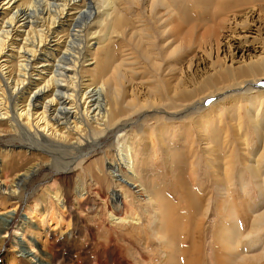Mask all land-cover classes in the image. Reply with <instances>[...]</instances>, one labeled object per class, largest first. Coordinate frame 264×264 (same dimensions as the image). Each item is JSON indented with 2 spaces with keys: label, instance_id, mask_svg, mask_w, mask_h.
<instances>
[{
  "label": "rangeland",
  "instance_id": "rangeland-1",
  "mask_svg": "<svg viewBox=\"0 0 264 264\" xmlns=\"http://www.w3.org/2000/svg\"><path fill=\"white\" fill-rule=\"evenodd\" d=\"M131 1L116 0V9L124 17L121 25L126 24L124 30L121 29L120 34L118 32L113 33L105 41L103 33L107 30V23L104 20L107 21V16L101 17V10L100 14L93 19L85 16L80 17L76 27H73L74 30H83L88 24H91L89 26L91 29L89 32L80 33L79 36L73 37L75 43L71 45L87 46V49L92 50V54L89 52L87 59L90 58L91 62L88 61L83 64L85 70L83 69L82 72H84L80 73L79 81L87 79V81H90L87 83L108 86L107 78L110 72L108 73L107 70L110 67L119 64L121 61L123 65L131 68L129 72L127 69H122L125 79L122 78L119 81L121 87H124L127 91L125 102H123L126 104H129L128 102L131 99L129 95H131L130 91L133 88L134 90L138 89L137 97L142 103L150 101L148 98L152 97L154 86L161 85V82L169 84L168 91H170L174 83L176 84L174 80L178 76L176 74L178 73V67L182 66V61L179 64L181 59L176 55L167 58L168 60L162 57L164 55L162 52L166 51L164 49L169 46L166 44L162 47L161 41L163 38L161 40V37L157 34L164 26L165 20L161 9L159 7L153 8L151 6L152 0ZM186 1L184 6L187 7L190 15L193 14L192 17H195H193L195 22L204 25L203 29L211 23L210 21L215 23L222 16L224 18L231 17L232 13L238 14L240 11L246 10L247 7L255 5L259 10L260 18L254 19L251 25L253 34L248 39V46L258 50L255 55H259L261 50H264V1L212 0V9L206 14H203L204 11L196 6L197 0ZM192 2H195L196 5ZM190 3L194 5L193 10ZM38 5L36 4L34 9ZM216 6L221 7V9L217 8L215 14H213ZM175 7L177 12L174 11V14L182 19L184 11H179L177 6H173L174 10ZM147 11L149 14H147ZM94 19L96 20L93 21ZM160 21L163 23L161 24ZM100 24H103V27ZM70 26L69 29L64 26L65 33L59 32L58 37H62V40H64V37L72 35V25ZM202 28H197L195 35L201 33ZM219 31L221 34L222 30ZM145 35L150 38L154 37L151 35L156 36L154 38L155 46H150L143 41ZM85 37H87L86 41ZM173 40L174 46H176L175 38ZM192 43L189 47L187 46V49H181L180 53H186L189 56L198 55L197 58L202 57L201 61L206 63L207 52L199 50L195 41ZM147 48H149L148 51ZM150 51L156 57L163 58H160L161 65L158 70L147 64V57L144 55H147ZM95 56L99 58L98 63L95 61ZM91 59L95 63L92 64ZM102 66L104 70L101 72ZM93 69L94 73L91 71ZM152 75H156L157 78H153ZM162 76H165L166 79ZM197 78V76L190 77L188 79L189 83H193V80ZM159 81L160 83H157ZM151 88L152 92L150 93ZM135 94L137 95V90H135ZM224 95H227V93ZM263 95L264 92L263 94H254V97L244 95L235 97L241 99H238L237 103L234 102L232 109L226 106L225 113L222 112L218 116L212 115L213 118L211 117L210 121L213 125L209 128L211 133H216V135L214 137L215 144H210L209 147L201 141L200 130L195 126V122H200L201 114H187L184 109L181 115L184 116L185 113L187 118H184L183 121H174V123L160 120V126H163L162 129H166L165 132L161 131L164 134V137L161 136V138L165 139L166 137L171 141L165 139L170 149L167 148L170 152V160L162 152L157 132H152V142L151 139L149 140L151 144L146 141L145 135H143L148 134V127L159 125L156 123L158 115L153 116V121H149V119L146 122L143 120L141 122L139 117L147 110H136L130 112L131 114L129 113L133 123H131V128L128 130L130 132L127 131V135L131 140H134L133 147L143 149L147 145L149 149V155L146 157L149 162L146 167L147 173H142V178L139 175L138 180L143 181V179H146V182L143 183L144 188L147 187L150 192L156 193L160 202H163L161 211V222H163L160 225V230L164 233L165 240H167L164 245L158 243L151 234L150 222L154 212L148 203H136L134 210L142 215L141 225L136 229H123L106 223L104 204L106 205L105 200L110 199L109 195L112 189L110 185L113 180L109 177L97 180L95 168H104L102 152L108 150L109 144L115 140L116 136L102 139V147H95L90 150L82 171L77 170L74 175H59L58 178L52 176L55 169L51 163L67 161L69 156L64 152H57L58 150L54 152L53 150L48 153L49 156L32 155L30 158L25 154H15L11 166L8 168V173L26 171L30 165L38 161H43V163L48 161L49 164L41 166L42 169L37 172L36 177L32 176V179L27 180L24 191L21 192L22 201L16 204V208L11 203L14 200L0 199V219L14 218L12 222L7 221L9 226L4 238L5 249L0 252V256L3 255L5 250L11 253L10 249L12 248V250L15 249L16 258H21L20 251L23 250L25 256L28 253L36 255L37 260L43 264H45L47 257L52 258L53 264H264ZM212 98L214 99H212V102L217 101V97ZM221 98V101L227 103L233 97L222 96ZM250 99L257 101L254 108L249 105ZM140 102L139 104H141ZM151 104L152 102L149 105ZM210 104L203 106L204 110L201 113H205ZM163 109L168 114H174L175 112L174 110ZM128 115L126 117H129ZM252 117L257 118L255 119L256 124ZM134 122L136 123L134 124ZM141 125L143 126L141 129L143 134L138 133L137 135L138 126ZM134 134L137 135V141H135ZM162 146L165 147L166 144H162ZM88 150L86 149L85 152H88ZM135 170L139 174L138 165L135 166ZM91 177L92 179H90ZM79 186L86 187L88 192H84L89 193V196L86 199L73 200L74 196L69 192L73 191L74 188H80ZM118 186H121L122 189L124 187V190L127 191L130 189L125 183H119ZM50 187L53 189L59 187L64 190L61 192L66 200V208L62 213L63 222L57 220L52 204L43 203L44 193H46L44 190ZM66 187L69 192H66ZM14 208L15 210L11 211ZM87 208H96L97 210L90 212L86 210ZM22 222L28 223L22 226L18 235H15L16 228ZM221 231L224 235L221 234ZM2 235L4 236V234H1L0 237ZM219 237L222 239H219ZM224 239L225 242L223 243L222 240ZM15 241L21 244V249L20 245H17L16 248L13 246ZM32 255H28L27 258H31ZM58 256H62V258L60 259ZM26 264L29 263L26 262Z\"/></svg>",
  "mask_w": 264,
  "mask_h": 264
},
{
  "label": "bare ground",
  "instance_id": "bare-ground-1",
  "mask_svg": "<svg viewBox=\"0 0 264 264\" xmlns=\"http://www.w3.org/2000/svg\"><path fill=\"white\" fill-rule=\"evenodd\" d=\"M134 1L136 2V0ZM185 1L152 0V5L150 4L153 8L159 7L162 11V16H165L164 26L157 33L161 40L163 38L161 41L162 47L166 44L169 46L164 49L166 51H161L164 53L162 57L167 59L176 55L181 59L179 64L182 61V66L178 67V73L175 72L178 75L174 80L176 84L174 83L170 91H168L169 84L161 82V85H158L157 83H160V81L157 82V86H154L153 90L152 88L150 89V93L152 91L154 93L151 94L152 97L150 99L148 98L150 101L144 103L140 102L141 100L137 97L138 89H135L137 90L136 95L132 87L133 90L130 91L131 95H129L131 99L128 102L126 96V101L129 103L126 104L123 102H125L127 91H125L124 87H121L119 81L124 78L122 69H127L129 72L131 68L123 65L121 61L119 64L110 67L107 70L108 73L110 72L107 78L108 86L103 83L101 86L94 83L92 85L87 83L90 82L87 79L79 81L80 73L83 69L85 70L83 64L90 61V58L89 60L87 59L89 52L92 50L90 48L87 49V46H71L75 43L73 37L79 36L80 33L89 32L91 29L89 27L91 24H88L83 30H74L73 27H76L80 17L85 16L93 19L100 14L101 10V17L107 16V21L102 19L107 23V30L103 33L105 41L113 33L118 32L120 34L121 29L126 27V24L124 26L121 25L124 17L116 9V0H0V199L14 200L11 203L16 208V204L22 201L21 192L24 191L27 180L32 176L34 177L42 169L41 166L49 164L48 161L45 163L38 161L30 165L26 171L8 173V168L11 166L15 154H25L30 158L32 155L49 156L48 153L53 150L54 152L57 150V152H64L69 156V159L67 161L64 160L65 162H52L53 164L51 163V165L55 169V173L52 176L74 175L77 170L82 171L92 148L100 147L102 139L116 136L115 140L109 144L108 150L102 152L104 168H95L97 180L103 177H109L113 180L110 185L112 188L109 195L110 199L105 200L106 205L104 204L106 223L123 229H136L140 227L142 221V215L134 210L136 203H148L154 212L150 222L151 234L158 243L164 245L167 240H165V235L160 230V225L163 222H161L163 202H160L156 193L150 192L146 187L148 192L144 188L143 183L146 182V179H143V181L138 180L139 175L142 178V175L147 173L146 167L149 162L146 157L149 155V149L146 144L143 149L141 147L139 149L133 147L134 140H131L127 135V131L130 130V125L133 123L131 122L130 114L136 110H147L139 117L141 122L142 120L146 122L149 119V121H153V116L158 115L156 117V123L158 124L161 123L160 120L166 122L183 121L184 118H187L185 113L201 114L203 119L201 120L200 118V122H195V126L200 130L201 141L205 142L204 144L209 147L210 144H215L214 137L216 135V133H211L210 131L213 125L212 121H210L212 115L218 116L222 112L225 113L226 106L232 109L234 102L237 103V100L241 99L235 97H242L243 95L254 97V94L258 95L264 92V50H261L259 55H255L258 50L248 46V39L253 34L251 25L254 19L260 18V13L256 6L251 5L238 14L232 13V18L228 16L224 18L222 16L215 23L210 21L211 23L207 24V27L203 29L204 25H200L193 20V14L190 15L187 7L184 6ZM254 1L263 2L264 0ZM195 2L192 3L194 4ZM36 4L39 5L34 9ZM193 4H191L192 10L196 3ZM220 4L222 7L221 2ZM211 5L213 6L212 0H197L196 6L204 11L203 14H206L212 9ZM173 6H177L179 11H184L182 19L174 14V11H177L176 7L174 10ZM217 6L214 7L213 14L219 8ZM147 14H149L148 11ZM96 23L94 24L96 25ZM70 25H72V35H65L66 37L62 40V37H58V33H65L64 28L67 27L69 29V27L71 28ZM100 25L102 26L103 24ZM197 28H202L203 30L195 35ZM226 28H228V31ZM219 30H222L221 34ZM151 36L154 37L150 38L145 35L143 41L150 46H155L154 38L156 36ZM173 38H175L177 43L176 46H174ZM194 41L199 50L207 52L206 63L208 64L201 61L202 57L197 58L198 55L189 56L186 53H180L181 49H187V46L189 47ZM144 56L147 57L145 59L147 64L150 67L152 66L151 68L159 69L161 65L160 58L162 57H156L151 51ZM98 59L95 56L97 63ZM93 60L92 64L95 63ZM103 70L104 67L101 72ZM91 71L93 72L94 69ZM196 76L198 78L193 80V83H189L188 79ZM152 77L157 78L156 75H152ZM162 78L166 79L165 76H162ZM226 93L227 95H224ZM222 96L233 98L226 103L223 100L221 101ZM212 97H217V101L212 102ZM150 102H152L151 105H149ZM256 102V100L250 99L249 105L251 108H254ZM209 103L211 104L205 110L206 112L201 113L204 110L203 106ZM146 105L149 106L147 107ZM163 108L174 110L175 112L174 114H168ZM184 109L186 112L182 116L181 113H183ZM126 115L129 117H126ZM252 119L256 124L255 119L257 118L254 119L252 117ZM238 126L240 125L238 124ZM162 127L160 124L152 125L151 128L148 127V134H143L141 130L143 126L141 125L138 126L136 134L145 135L146 141L151 144L149 140L151 139L152 142V134L157 132L162 152L168 158L170 152L167 150L168 143L166 142L169 141V138L165 137L167 141L161 138V136L164 137L161 131H166ZM136 134H134L135 141L138 140ZM162 144H166V146L163 147ZM2 145L4 147H1ZM17 149L19 150L16 151ZM86 149H89L88 152H85ZM170 159L169 157L168 160ZM136 165H138L139 174L135 170ZM119 183L127 184L130 187L129 191L124 190V187L122 189L121 186H118ZM65 190L69 192L67 187ZM62 191L64 190L59 187L55 189L46 188L43 200V203L54 206V213L59 222H63L62 213L66 208V200L62 196ZM84 191H87V188L83 186L78 189L74 188L69 193L73 194V200L86 199L89 193ZM15 208L11 211H14ZM86 210L93 212L97 209L87 208ZM13 219V217H7L4 220L0 219V236L4 234V236L0 237V252L5 249L4 238L9 226L7 221L10 220L12 222ZM27 223L22 222L16 228L15 235H18L19 230ZM221 234H223V231H221ZM220 237L219 239H222ZM222 241L224 243L225 239ZM17 245H20L21 249V244L16 241L13 242L15 248ZM14 250L11 248V253L5 250L3 255L0 256V264H26V262L29 264H43L37 260L36 255L28 253L25 256V251L23 250L20 251L21 258L18 259L15 257ZM28 255H32L31 258L28 259ZM59 257L60 259L62 258V256ZM47 259H45V264H53L51 257H47Z\"/></svg>",
  "mask_w": 264,
  "mask_h": 264
}]
</instances>
